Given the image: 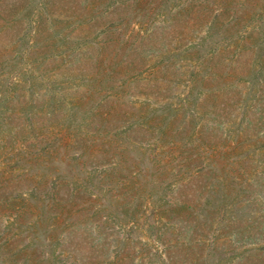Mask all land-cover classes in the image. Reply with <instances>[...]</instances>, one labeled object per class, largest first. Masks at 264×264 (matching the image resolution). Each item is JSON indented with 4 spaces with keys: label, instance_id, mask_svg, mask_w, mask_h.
<instances>
[{
    "label": "rangeland",
    "instance_id": "obj_1",
    "mask_svg": "<svg viewBox=\"0 0 264 264\" xmlns=\"http://www.w3.org/2000/svg\"><path fill=\"white\" fill-rule=\"evenodd\" d=\"M146 1L150 13L144 15L143 26L125 25V32L135 30L129 44L175 21L167 29L176 37L167 49L171 55L132 53L130 45L125 51L119 50L114 44L120 33L116 24L120 25V18L126 14L118 11L105 20L100 11H86L95 0H0V147L10 154L6 157V175L0 176L5 185L0 189V264H264V251L254 252L264 246V235L260 240H248L246 232L254 223L264 229V69L254 64L253 70H242L252 61L247 58L249 53L237 68L244 77L225 69L240 87L239 92L222 99L226 110L222 105L217 109V121L223 122L227 134L224 146L240 135L244 148L223 161L227 169L210 166L214 160L201 154L200 170L197 167L181 174L175 170V180L164 181V188L156 195L137 200L134 167L115 160L114 165L102 167L89 157L84 162L83 179L70 183L76 194L83 190L85 195L76 203L68 223L58 226V211L43 209L44 215L39 214L47 191L42 181L50 184L54 176V162L48 155L47 169L36 168L44 150L54 146L51 134L55 117L61 113L54 99L72 102L82 90L91 88L90 76L95 74L102 83L99 91L93 89L97 94L94 106L104 115L118 117V123L107 125V129L121 131L138 127V120L146 124L145 128L159 131L162 125L148 123L155 114L166 117L167 104L185 107L200 63L191 59L189 41L180 42L178 36L188 32L201 38L209 35L211 13L196 31L197 25L191 30L187 24L189 18L197 17L187 10L195 0ZM207 1L210 7L217 4L216 0ZM116 2L108 1L109 10L116 11ZM160 2L162 7L158 8ZM238 14L245 15V11ZM80 22L88 32L84 36ZM257 25L262 32L264 19L237 24L240 31L235 32L240 36ZM78 52L83 54L81 61L76 59ZM114 55L118 62L110 66ZM131 60L140 67L127 73L124 66ZM111 71L115 74L110 76ZM20 80L23 85L17 87ZM201 98L194 111L188 110L187 118L196 114L191 128L203 129L201 124L209 118L210 102L203 95ZM259 100L263 101L255 108ZM17 111L21 117L5 124L3 117ZM19 130L23 133L16 137ZM22 147L27 148V157L18 160L11 154ZM80 152L71 151V157ZM105 172L114 180L96 187L97 178ZM27 176H34V181H23ZM157 176L156 180L162 179ZM118 177L126 179L122 187L115 186ZM150 179L146 176V184ZM72 198L69 196L68 201ZM136 206L141 211L132 219ZM80 222L83 228L68 240L70 226ZM123 240L136 251L117 257Z\"/></svg>",
    "mask_w": 264,
    "mask_h": 264
},
{
    "label": "trees",
    "instance_id": "obj_2",
    "mask_svg": "<svg viewBox=\"0 0 264 264\" xmlns=\"http://www.w3.org/2000/svg\"><path fill=\"white\" fill-rule=\"evenodd\" d=\"M108 1L98 2V0H95V2L87 5L86 11L90 13L100 11L101 18L105 20L115 17L118 11L124 13V15L126 14V18H120L121 24H116L118 25L116 26L117 30L119 29L118 32L120 33L116 35L117 38L114 39V44L117 43L119 50L125 51L130 45L132 53L147 51V56L172 54L167 49L171 45L173 46L176 37L170 35L167 29L171 25L174 26L175 21H172L167 27L161 26L155 28V31L146 32L145 35L139 37L138 43L135 42L131 45L129 42H131V37L135 35V30L125 32V25L128 28H131V25L135 24L140 27L143 26L146 22V19L143 18L144 15L150 13L148 2L146 0H117L115 11L109 10ZM215 3L217 4L214 7H210L207 0H195L192 1V7H187V10L197 15V17H191L187 21L188 29L192 30L197 25V31V29L204 26L210 18V12L211 31L209 35L203 38L191 32L178 36L180 42L189 41L187 49L192 50L194 53L190 56L191 59L200 63V72L193 75L191 89L185 100L186 105L184 108L177 109L172 104H167L169 114L166 117L155 114L150 119L148 123L162 125L159 131L145 128L144 125L146 124L141 120H138V127L127 131L107 129V125L117 124L119 119L114 115H104L102 112L100 113L96 110L94 102L96 101L97 94L93 89L99 91L100 87L98 86H101L102 82L96 79L95 74L94 77L90 76L91 88L89 90H82L81 94L72 102L69 103L66 99H54V103L61 111L55 117V130L51 134L52 138L50 140L54 143V146L53 148L45 149L42 153L43 157L36 163L37 169L44 167L47 169V155L52 157L54 162V166H52V170L54 171L52 183L49 184L47 180L42 181V185L47 187V191L39 207L40 216L41 214L44 215L43 212L45 210L56 211V214L58 211V226L61 227L68 223L67 220L71 218L76 203L82 201V197L85 195L83 190H79L76 194L73 191L76 188L72 189L70 183L72 184L74 181L83 179L84 162L89 157L95 159L98 162L97 164L100 163L102 167L114 165V160L115 163H123V165L134 167L136 169L134 173V191L136 193L135 197L139 200L147 199L149 195H156L158 191L164 188V181L174 179L175 170H178L181 174L186 171H192L193 168L198 167L199 169L198 163L203 161L201 154L211 156L210 159H213L214 162L210 166H225L224 169H227V164H223V161L226 162L225 159L229 158L228 155L231 154L234 157L236 152L241 153L240 151L244 150L241 146L242 138L240 135L233 139L232 144L224 146L227 134L225 133L226 130L223 122L217 121V116H220L217 115V109L222 105L223 109L226 110L227 103L221 104L223 103L222 99L229 98L231 95L239 92L240 85L236 84L235 79L230 77L228 73L225 74V69L228 70L227 72L233 73V75L244 77L241 72L239 74L237 68H240L239 65L243 63L248 53L249 57L247 58H251L252 61L242 70H253L252 67L257 64V66L264 69V30L262 32L258 31L259 25H257L251 30L247 28L248 32L240 34V36H237L240 32H235L240 31L236 26L237 24H248L264 19V14H262L264 0H216ZM161 7L162 2L158 5V8ZM239 10L241 12L242 10L245 11V15L240 16L238 14ZM186 12L184 11V13ZM235 12H237V15ZM111 23H116V21H112ZM80 24L82 23L80 22L79 26H81ZM107 26L108 24L103 27ZM84 28V26H81L82 30L80 29L82 36L88 33ZM229 54H232L231 58H227ZM75 56L77 61H81L83 58L82 52H78ZM89 58L92 59V57ZM117 62L118 57L114 55L111 58L110 66H115ZM139 67V62L131 60L126 63L124 69L127 73H130L137 71ZM114 74L115 71H111L110 76ZM22 85V80L16 84L17 87H21ZM236 90L237 92L235 93ZM201 95L206 98L207 102H210V107L207 110L209 118L204 124H201L203 129L199 128V126H192L193 128H191L190 125L194 122L193 118L196 114L190 116L192 119L187 122V119H190L187 118L189 117L188 110L194 111L196 109V104L202 102ZM262 101H257L255 108L261 105ZM217 103L219 104L217 105ZM184 111L185 114H182ZM19 117H21L20 112L17 111L15 115L3 117V121L5 124H8L10 119ZM181 118L185 120L183 124L180 123L179 125L177 122L181 121ZM172 124H174L173 127H168ZM22 133V130H19L16 137H18V134L21 137ZM42 135L45 138L44 132H42ZM76 149H80L82 152L71 157V151ZM8 155L10 154L0 147V166H3L0 169V176L5 174L6 169L4 168ZM11 155H16L18 160H23L27 157V148H19L17 152H13ZM106 172L101 173L100 178H97L96 185L94 184L96 187L101 188L103 182H107L108 180L111 183L114 180L112 178L113 175H108ZM195 174L199 175V172ZM157 175L162 177V179L156 180L155 177ZM146 176L151 177L149 184L145 182ZM34 179V176H27L22 180L32 182ZM4 180L6 179L4 178ZM124 180L126 179L119 178L115 186L122 187L125 182ZM262 180H264V177ZM3 186L5 185L0 180V189ZM69 196L73 197L70 201H68ZM108 199L106 198V200ZM110 203L113 204L112 199ZM138 209L136 206L137 211H135L136 213L132 219H135L137 214H140L141 210ZM70 227L68 240H72L70 237L77 236L83 228L81 222ZM246 232L248 240H260L261 235H264V229H260L257 223L250 225L246 229ZM118 248L117 257H119V254H125L127 251H136L134 246H128L125 240H123V245ZM256 251H264V246L257 247L254 249V252Z\"/></svg>",
    "mask_w": 264,
    "mask_h": 264
}]
</instances>
